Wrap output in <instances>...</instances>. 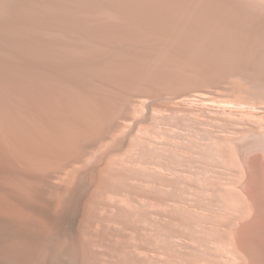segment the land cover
Wrapping results in <instances>:
<instances>
[{"label":"bare ground","instance_id":"obj_1","mask_svg":"<svg viewBox=\"0 0 264 264\" xmlns=\"http://www.w3.org/2000/svg\"><path fill=\"white\" fill-rule=\"evenodd\" d=\"M0 264H264V0H0Z\"/></svg>","mask_w":264,"mask_h":264}]
</instances>
